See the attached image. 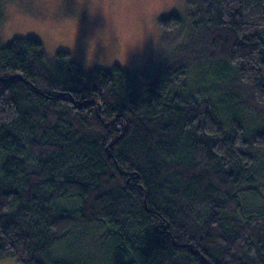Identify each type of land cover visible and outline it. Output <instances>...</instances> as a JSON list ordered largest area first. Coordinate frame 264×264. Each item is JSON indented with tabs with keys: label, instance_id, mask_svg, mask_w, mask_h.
<instances>
[{
	"label": "trees",
	"instance_id": "trees-1",
	"mask_svg": "<svg viewBox=\"0 0 264 264\" xmlns=\"http://www.w3.org/2000/svg\"><path fill=\"white\" fill-rule=\"evenodd\" d=\"M190 4L151 75L0 42V262L264 264V0Z\"/></svg>",
	"mask_w": 264,
	"mask_h": 264
},
{
	"label": "rangeland",
	"instance_id": "rangeland-1",
	"mask_svg": "<svg viewBox=\"0 0 264 264\" xmlns=\"http://www.w3.org/2000/svg\"><path fill=\"white\" fill-rule=\"evenodd\" d=\"M192 1L3 0L0 42L34 38L50 62L67 61L85 73L117 66L151 75L181 55L174 50L182 49L185 30L194 17ZM171 15L183 24L166 33L159 21ZM257 127L248 122V130ZM0 264L19 263L6 259Z\"/></svg>",
	"mask_w": 264,
	"mask_h": 264
}]
</instances>
